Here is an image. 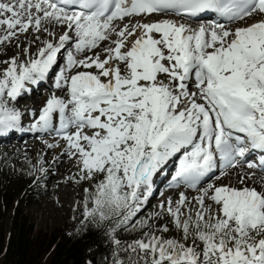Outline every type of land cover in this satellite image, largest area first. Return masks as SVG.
<instances>
[{
  "label": "snow or ice",
  "instance_id": "1",
  "mask_svg": "<svg viewBox=\"0 0 264 264\" xmlns=\"http://www.w3.org/2000/svg\"><path fill=\"white\" fill-rule=\"evenodd\" d=\"M208 13L225 22L135 19ZM30 29L53 39L34 58L4 61L0 136L21 126L12 102L62 58L54 86L67 98L53 94L31 129L55 131L77 162L74 179L96 181L87 217L114 218L113 232L147 229L128 243L113 237L124 253L114 264H264V187L245 183L253 173L240 187L215 183L241 162L264 172V0H0V44ZM173 158L175 186L198 195L181 192L139 219ZM165 215L180 239L156 227Z\"/></svg>",
  "mask_w": 264,
  "mask_h": 264
},
{
  "label": "rangeland",
  "instance_id": "2",
  "mask_svg": "<svg viewBox=\"0 0 264 264\" xmlns=\"http://www.w3.org/2000/svg\"><path fill=\"white\" fill-rule=\"evenodd\" d=\"M135 19H141L140 17H137ZM178 20H181V18H178ZM197 24L198 23H194ZM193 24V25H194ZM196 26V25H195ZM2 31V30H1ZM0 31V33H2ZM37 36L38 33H34L32 30L29 31L27 34H21L19 35L18 39L16 40L15 45L17 46V50L24 49L25 46H22V40L26 37L29 41L32 36V33ZM58 33H56L57 36ZM50 37V36H47ZM52 38V37H50ZM10 43V42H9ZM7 42V44H9ZM104 45H101V48ZM6 47V45H3L0 49V51ZM11 49L14 54L8 55L5 59H0V73L8 67L7 64L4 66L2 65V61L10 60L12 57H17L20 59L21 57L23 61H26L30 56L23 55L22 52H15L13 47H8L4 50V52L7 49ZM16 48V47H15ZM2 50V51H3ZM25 50H28V47H25ZM96 51H100V49H97ZM23 55V56H22ZM25 56V57H24ZM34 58V56H33ZM103 58V57H102ZM64 63H60L58 68L63 67ZM57 68V69H58ZM59 70V69H58ZM58 72L56 73L57 76ZM54 91H52L53 94ZM66 92V91H65ZM66 94V93H65ZM58 95V94H57ZM67 98V97H65ZM22 105V104H21ZM18 110H24L25 107H19ZM24 112V111H21ZM41 114V111L38 113H35V116H33L31 113L25 114L23 117H21L24 122V124H31L34 121V118L39 117ZM31 118V119H30ZM27 125V126H29ZM58 127V126H57ZM54 131H52L53 133ZM55 136H57L56 133H54ZM47 139H32L36 140L39 143H35L32 148H30V152H28V149L26 146L27 141L23 140L21 143H23L24 149L21 151L19 148V145L17 142H13V144L9 145L4 149V147H0V185H6L8 187H12V193L17 195L16 198V206L19 210H21L23 213L27 214L29 217L30 222L33 224L34 228H40L42 231L45 232H54V235L56 237H61V239H65L67 237L73 238L81 233L84 226L86 225L87 219L89 218L91 221H97L99 219L93 220L90 217H87L85 215L86 208L84 207V203L86 199H89V194L85 191V189H91L95 185V180L93 181H80L77 182L76 177L79 175V168L72 170L71 173H67L63 175V179L66 183H63L64 186H61L62 183H57V189H69L70 192L73 193V195H70L71 198L67 205L69 206V212L65 216H61L60 214V205L61 203L56 204L55 200L58 201L60 199L59 196L56 195L57 190L49 189L51 186V172L49 171V166L45 165V162H43V155L45 146H43L41 143L43 141L52 140L51 136L46 137ZM12 139V138H11ZM9 139L8 143L11 141ZM16 145V147H15ZM25 145V146H24ZM43 162V163H42ZM42 163V164H41ZM242 165H244L241 162ZM73 168L76 164H72ZM41 168H43V171H41ZM246 173H255V171L251 170ZM245 173V174H246ZM259 173V171H258ZM45 176H44V175ZM252 175V176H253ZM43 179V180H42ZM221 179V180H220ZM215 181V183L219 185H224L223 181L225 178H220ZM179 189L187 190L186 187H178ZM52 190V191H51ZM162 188L158 189V192L156 194L155 200L149 204L148 206H144L143 211L139 214V219L143 220L147 218L150 214H154L159 211V205L162 202H165V199L161 198L163 193L160 194ZM189 190V189H188ZM75 191V192H74ZM46 194V195H44ZM180 192L177 194L178 196L174 198L173 201H176L179 198ZM188 197L191 198L192 196L198 195V191L188 192ZM46 197V198H45ZM57 199H56V198ZM59 197V198H58ZM61 200V199H60ZM59 200V201H60ZM72 200V202H71ZM58 201V202H59ZM167 201V200H166ZM72 203V204H71ZM59 206V207H58ZM56 207V208H55ZM92 204H88V208H91ZM56 210L57 216L54 214V211ZM59 210V211H58ZM53 212V214H52ZM78 212H83L82 216L77 215ZM81 216V217H80ZM156 227H159L163 224H168L169 226V232L164 233L165 237H172L176 239L181 238V233L174 228V226L171 223V218L167 215L164 216L163 219H158L154 221ZM147 229H129L124 230L123 228H119V233L128 234V235H139L136 239L140 238L143 234V231H146ZM110 237H114L115 239H118L116 236V231L113 232V230L109 233ZM135 239H123L122 243H128ZM114 244V243H113ZM87 264H91L89 261H87Z\"/></svg>",
  "mask_w": 264,
  "mask_h": 264
},
{
  "label": "bare ground",
  "instance_id": "3",
  "mask_svg": "<svg viewBox=\"0 0 264 264\" xmlns=\"http://www.w3.org/2000/svg\"><path fill=\"white\" fill-rule=\"evenodd\" d=\"M172 17L171 18L170 17L165 18V16L153 14L152 16H148V17H143V18L140 17L141 19H139V20H142V22H154V20L175 19L174 17L179 18V16H172ZM178 22H183V21L181 20ZM183 23L190 24L193 28L199 27V26H197V24H194V23L199 24V22H197L195 20L194 21H185ZM48 27L50 30H54L55 33H58L57 37L60 34H62L64 31V28L59 27V26L48 25ZM233 27H234V25H233ZM29 31H31V29ZM37 35L39 36L38 40L36 39V36L33 33H32V36L30 38V41L26 37L22 40V46L28 47V50H25V47H24V49H21V50L18 49L17 50V46L15 45L16 40H12L10 43L8 42L9 44H7V43L0 44V49L3 45H6V47H4V50L7 48V46L8 47L12 46L14 51L16 50L15 52L19 53V52L23 51L22 52L23 55L30 56L33 58V56L35 57L38 49L43 46L44 41L53 39V38L47 37L48 35L46 33H38ZM2 50L0 51V59H2V60L5 59L6 57H8V55H12V53L14 54V52L9 48L5 52H4V50L3 51ZM22 59H24V58L21 57L20 59H18V62H22ZM1 63L3 66L5 65V63L3 61ZM60 63H64L62 58L59 60L58 64L49 73L48 78L45 81L40 82L37 85H28L29 90L22 93V95L16 101L12 102V106H14L16 109L18 108V106L22 107V105H23V107H25L24 110L19 109L20 112L24 111V112H21L22 117L25 114L26 115L29 113L32 114L33 112L38 113L39 111H41L42 108L45 106L47 100L53 94H55L56 96H59V97H66V94H65L66 92L64 89H56L54 86L55 79H56V73L58 72V69H59L58 66ZM80 70L83 71L84 69H80ZM75 71L76 70L74 69L72 73H69V75L74 74ZM92 71H95V69H93ZM52 91H54L53 94H52ZM37 118H34L33 119L34 121H32V122L34 123ZM22 120L23 119L21 118V126L18 130H15V131L9 133L8 135L0 136V147H4V149H5L6 147H8L9 145L13 144V142L16 141L17 144L19 145L20 150L22 151L24 149V147L22 146L23 143H21V141L23 142V140H26L27 141L26 145H28L26 147L28 149V152H30V148H32L34 145H36L35 144L36 142L39 143L38 141L32 140V139L35 138V139L39 140V139H47L46 137H49V136L52 137L51 138L52 140H48V141L41 140L42 141L41 144L43 146H45L44 154H42L43 155V162H45V165L49 166V171L51 172V186L49 189L57 190L56 195L59 196L61 200L59 199L60 200V201L58 200L59 202L55 200V202H56V204L61 203L60 211L59 210L58 211L60 212L61 216H65L69 212V206L67 205V203L69 202V200L71 198L70 195H73V193L70 192L69 189H66V188L57 189V188H59V187H57V183H62L61 186H64L63 183H66V182L63 179V175L67 174L69 172L71 173L72 170L77 169L78 168L77 162L74 159L63 154L64 150H65V141L63 139H61L55 131L53 133H52V131H37L35 129H31V126L33 125V123H31L30 125L24 124V122ZM27 125H29V126H27ZM54 133H56L57 136H55ZM9 139H11V141L8 143ZM57 142L59 143L58 147L51 148V149L48 147V144H53V143H57ZM15 147H16V145H15ZM171 162H172V160H170L169 163L166 165V167L161 172L157 173V175L154 177L153 195L149 198V202L147 203L146 206H148L149 204H151L155 200L156 194H157L159 188H162V190L164 192L161 198L165 199V201L168 200L169 198L174 200V198L178 196L177 194L179 192L180 193L184 192L187 195L188 192H190V191L193 193L196 191V190L188 188L187 186H184V187L188 188L189 190L188 189L187 190H185V189L181 190L177 186H175V184H169V183H167V181H165V180H167L166 173L169 170ZM72 164H76L74 168L72 167L73 166ZM251 170L252 169H250L246 165H242V164H238L237 167H235V168H229L227 170V174L221 176L222 178H225L223 181V184L240 187L241 185H240L239 181H240L241 175H244L246 172L251 171ZM253 171H255V173H257V174H254L251 177V179H246L245 183L248 184L249 186L257 187V190H261V187H264V172H261L259 169H255ZM258 171H259V173H258ZM219 172H220V168L217 169L216 174H219ZM206 183H207V181L203 182L201 184V187H203L204 184H206ZM196 193H197V191H196ZM44 195H46V194H44ZM71 202H72V200H71ZM53 211H54V214L57 216L56 210H53ZM82 213L83 212H78L77 215L82 216ZM52 214H53V212H52Z\"/></svg>",
  "mask_w": 264,
  "mask_h": 264
},
{
  "label": "trees",
  "instance_id": "4",
  "mask_svg": "<svg viewBox=\"0 0 264 264\" xmlns=\"http://www.w3.org/2000/svg\"><path fill=\"white\" fill-rule=\"evenodd\" d=\"M12 187L0 185V264H114L124 258L109 233L115 219H87L81 233L61 239L54 232L34 228L27 214L16 206ZM119 240L136 239L139 235L119 233Z\"/></svg>",
  "mask_w": 264,
  "mask_h": 264
}]
</instances>
